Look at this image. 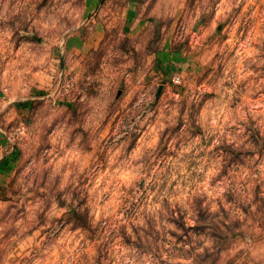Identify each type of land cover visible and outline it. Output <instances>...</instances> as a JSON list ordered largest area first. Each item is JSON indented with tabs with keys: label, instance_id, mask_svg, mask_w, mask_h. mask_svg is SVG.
Segmentation results:
<instances>
[{
	"label": "clouds",
	"instance_id": "9594fccd",
	"mask_svg": "<svg viewBox=\"0 0 264 264\" xmlns=\"http://www.w3.org/2000/svg\"><path fill=\"white\" fill-rule=\"evenodd\" d=\"M0 140V264H264V0H0Z\"/></svg>",
	"mask_w": 264,
	"mask_h": 264
},
{
	"label": "rangeland",
	"instance_id": "374dc122",
	"mask_svg": "<svg viewBox=\"0 0 264 264\" xmlns=\"http://www.w3.org/2000/svg\"><path fill=\"white\" fill-rule=\"evenodd\" d=\"M108 2V0H88V7L89 9L95 8L96 4H106ZM122 5L118 2H114L113 3V10H115L118 7H121ZM139 13L135 10L129 9L128 13H127V18H126V22L123 25V32L125 34H131L132 32V25L134 26L136 21H137V17H138ZM86 18H88V14H85ZM146 23V21L144 20H140V25L143 26ZM101 30L102 32L104 31L103 26H101ZM222 27H218L217 28V34H220L222 32ZM88 33H85V37L83 41H76L77 47H81V44L86 41V38L88 37ZM162 37H157V41L161 40ZM130 45V41H125L124 44L122 45V47L127 50V48ZM189 48L191 47V44L189 42ZM208 46H214V40L210 39L208 41V43L205 45V47ZM169 48V45H165V51L161 52V51H157L156 55L159 58V65H158V71H162V72H174V71H178L179 69L172 67L170 64L167 68L164 67L165 63L167 61H169L170 59H176L178 61H182L183 60V56L181 55L180 51L177 50L176 52L172 53L170 51H168L167 49ZM88 59L90 62H94L96 57L93 55L92 52L88 53ZM161 97H163V90H161ZM0 143H7V141L4 140H0ZM19 155V150L17 149L16 152L13 153V155L11 157H8L6 159H4L3 161H0V172H5V171H10L12 168V161H14ZM0 193L3 194H7L4 189L0 188Z\"/></svg>",
	"mask_w": 264,
	"mask_h": 264
},
{
	"label": "crops",
	"instance_id": "0c3cea01",
	"mask_svg": "<svg viewBox=\"0 0 264 264\" xmlns=\"http://www.w3.org/2000/svg\"><path fill=\"white\" fill-rule=\"evenodd\" d=\"M132 27H133V25H132ZM98 33H102L101 28L98 29ZM88 39H89V35H88V37L86 38V41H88ZM97 39H99V35H97L96 37L93 38V43H94L95 40H97ZM86 41H84V42L81 44V47L85 45V42H86Z\"/></svg>",
	"mask_w": 264,
	"mask_h": 264
}]
</instances>
